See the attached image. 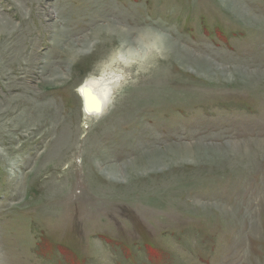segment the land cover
Here are the masks:
<instances>
[{
  "label": "rangeland",
  "instance_id": "obj_1",
  "mask_svg": "<svg viewBox=\"0 0 264 264\" xmlns=\"http://www.w3.org/2000/svg\"><path fill=\"white\" fill-rule=\"evenodd\" d=\"M0 251L264 264V0H0Z\"/></svg>",
  "mask_w": 264,
  "mask_h": 264
},
{
  "label": "bare ground",
  "instance_id": "obj_2",
  "mask_svg": "<svg viewBox=\"0 0 264 264\" xmlns=\"http://www.w3.org/2000/svg\"><path fill=\"white\" fill-rule=\"evenodd\" d=\"M107 31L112 32V29L108 28ZM168 41L162 40L161 44L166 45V43H169ZM170 42L173 43L172 41ZM171 47H172V51H171L172 54L174 55V57H177L181 51L180 47L178 46L177 43H173ZM121 80L122 78L120 76L107 77V75H102V74L98 76L91 75L89 78H86L77 89V93L82 100V107L85 115L91 118L104 116L109 110V108H111L110 106L114 103L115 95H116L115 89H117V87L121 84ZM59 147H61V144L59 145ZM55 177L57 179V181L55 182L57 193L58 196H60L57 198V204L59 206L63 204L62 195L64 190L61 187V185L63 184V180H62L63 178L62 177L59 178L57 176ZM0 264H7L5 257L1 254V251H0Z\"/></svg>",
  "mask_w": 264,
  "mask_h": 264
}]
</instances>
